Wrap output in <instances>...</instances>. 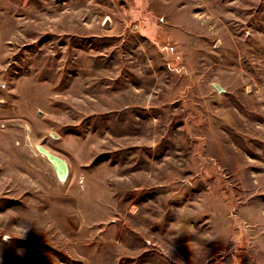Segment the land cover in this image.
<instances>
[{
	"label": "rangeland",
	"instance_id": "obj_1",
	"mask_svg": "<svg viewBox=\"0 0 264 264\" xmlns=\"http://www.w3.org/2000/svg\"><path fill=\"white\" fill-rule=\"evenodd\" d=\"M0 264H264V0H0Z\"/></svg>",
	"mask_w": 264,
	"mask_h": 264
},
{
	"label": "water",
	"instance_id": "obj_2",
	"mask_svg": "<svg viewBox=\"0 0 264 264\" xmlns=\"http://www.w3.org/2000/svg\"><path fill=\"white\" fill-rule=\"evenodd\" d=\"M215 87L217 90L221 89L217 85ZM51 136L53 137V134H51ZM34 147L37 152L42 155L46 159V161L53 167L57 179L60 182H64L67 179L69 173L66 162L62 158L46 150L39 144H36Z\"/></svg>",
	"mask_w": 264,
	"mask_h": 264
},
{
	"label": "bare ground",
	"instance_id": "obj_3",
	"mask_svg": "<svg viewBox=\"0 0 264 264\" xmlns=\"http://www.w3.org/2000/svg\"><path fill=\"white\" fill-rule=\"evenodd\" d=\"M197 5V4H196ZM176 6V5H175ZM177 21V20H176Z\"/></svg>",
	"mask_w": 264,
	"mask_h": 264
}]
</instances>
